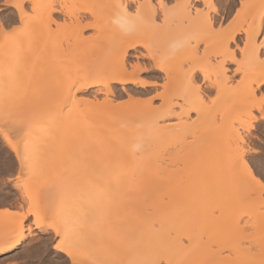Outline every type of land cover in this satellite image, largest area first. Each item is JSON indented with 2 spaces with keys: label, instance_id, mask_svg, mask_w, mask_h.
I'll return each instance as SVG.
<instances>
[{
  "label": "rangeland",
  "instance_id": "rangeland-1",
  "mask_svg": "<svg viewBox=\"0 0 264 264\" xmlns=\"http://www.w3.org/2000/svg\"><path fill=\"white\" fill-rule=\"evenodd\" d=\"M11 2L14 3L15 0ZM49 2L64 6L52 17V20L60 25L59 28L41 24L39 14L35 13L36 15L32 14L28 21L27 33H18L11 38L0 34V60H5L2 59L5 51L18 49L24 59L19 67L25 72L23 77L0 83L1 93H6L8 97V102L3 104V101H0V124L3 126L11 114L14 122L9 127L12 130L18 128L21 123L33 121L41 122L47 128L48 124L44 123L45 113L48 109L63 104L65 82L72 71L83 65L86 59H92L91 57L96 58L92 59V63L97 64L103 61V57L104 61L105 58H110L108 52L107 55L103 54L104 47L107 48L103 45L106 43L102 42L105 38L106 42L109 38L121 39L130 33L136 36L142 34L146 45L130 49L129 64L137 62L151 65L156 63V60L149 55L158 57L161 51L165 50L168 56L162 59L160 64L168 66L169 70L168 74L157 73L154 68L151 76L153 83L147 88L133 85L126 93L123 86L114 85L112 97L109 98L112 99L111 103L105 102L102 89L97 87L87 90L88 94L84 98L90 102L67 118L66 127L53 129L46 137L33 135L25 140L22 132L14 131L20 141L21 150L23 151L25 143L31 150L33 172L25 170V182L33 186L41 208L49 210L50 213L59 212L57 207L70 202L74 198V191L80 192L86 202L92 203V185L94 179L99 177L93 174L94 171L104 172V177L112 172L138 175L136 171L143 170L156 177L185 179V201L179 204L187 206L185 212H177V204L172 203L154 213L155 218L171 215L162 219L161 223L154 221V226L160 229V236L168 238L171 242H168V245L172 248L166 246L172 249L171 252L175 255L169 250L168 252L175 257L179 255L178 258L182 256L201 259L206 264H264V228L254 224V212L257 209L261 213L264 212V200L257 191L255 199L242 206L234 201L239 198L240 191L219 192L215 183L216 178L223 182L228 180L232 176L229 172L233 170L228 163L227 148L221 151L222 147L215 143L214 135L222 130L224 116L240 107H250L251 104L257 103L255 97L246 98L243 95L245 85L237 81L239 87H225L215 104L209 95L210 89L205 90L208 99L203 102L191 98L185 108L198 107V117L193 112L181 115L180 111L174 110L176 115L159 121L155 120V114L150 113L147 105L137 103V98L152 95L157 88L163 94L165 80L168 81V93L181 90L184 73L182 65L188 59L204 54L202 48L197 51V22L185 23L184 14L177 8L168 13L167 20L163 13L158 12L151 18L144 16L142 22H130L129 30H123L113 24L116 9L110 5H148L153 2L158 4L159 0ZM167 2L168 0H165V3ZM173 2L179 5L186 0ZM5 3H9V0H5ZM241 3L245 7L240 9L237 5L241 12L238 25L251 23L254 15L264 7V0H241ZM12 11L9 8L7 14L11 15ZM28 11L31 14L30 7ZM146 11L143 10V13ZM89 24L95 25V28H89ZM167 33L170 34L168 42L161 45L163 35ZM175 41H179L180 45L170 48ZM259 70L256 68L251 73L258 74ZM129 96L132 97L130 101ZM120 99L127 102L121 105ZM174 103L176 109L178 102ZM134 145L137 146L135 150ZM81 195H78V198ZM108 203L109 209L103 219V225L108 232V248L110 245L112 247L99 251L96 255L98 259H107L114 264H124V261L126 264L127 253L123 241L125 226L121 222V216L117 217L113 211V202ZM192 205L194 208L190 209ZM7 208L15 210L11 204H7ZM69 213L67 211L63 214L70 216ZM16 226L17 222L13 216L5 215L4 209L0 208V234L11 232ZM190 233L193 235L190 236L192 239L187 237ZM97 237L94 241H97Z\"/></svg>",
  "mask_w": 264,
  "mask_h": 264
},
{
  "label": "snow or ice",
  "instance_id": "snow-or-ice-1",
  "mask_svg": "<svg viewBox=\"0 0 264 264\" xmlns=\"http://www.w3.org/2000/svg\"><path fill=\"white\" fill-rule=\"evenodd\" d=\"M237 5L240 9L245 7L241 0H186L179 5L173 0L167 3L159 0L158 4L115 3L110 7L117 10L113 24L123 30H129L130 22H142L145 9L150 18L159 12L167 20L168 13L179 8L184 14L185 23L197 22V51L202 48L204 54L188 59L182 65L184 73L181 90L168 93V81L165 80L163 94L157 88L154 94L137 98L138 104L147 105L155 114L156 121L161 120L162 115L173 114L171 104L174 101L178 102L176 110L183 115L182 110L191 98L200 102L207 100L206 89L211 90L209 95L215 104L225 87H239L237 81L245 85L249 97H255L258 101V104L253 103L250 107L236 109L238 116L232 118L225 129L228 163L239 177V200L243 206L255 199L257 190L264 200V39H261L264 37V7L259 13L258 31L255 17L251 23L237 24L241 16ZM63 7L35 3L29 6L20 0L14 3L9 0L6 4L5 0H0V34L11 38L18 33H27L28 21L37 9L50 10L39 17L41 24L59 28L60 25L52 20L50 12L62 10ZM9 8L13 10L11 15L7 14ZM88 27L95 28V25L89 24ZM131 47L133 45H128V48ZM152 59L155 60V56ZM159 67V63L129 64L128 50L125 48L110 69L69 78L62 97L63 106L58 110L48 109L45 113L44 123L48 124L47 128L41 122L33 121L21 123L12 130L9 125L14 120L9 114L4 127L0 129V208L7 211V204L14 207L15 211L10 215L16 220L17 226L11 232L0 234V264H114L113 261L97 258V250L90 242L92 229L86 208L74 216L65 215L62 211L50 213L41 208L33 186L25 182V170L33 172L31 150L27 143L21 150L14 131L22 132L26 140L33 135L41 137L53 129L66 127L67 118L90 102L84 98L88 94L87 90L97 87L102 89L107 102L112 97L111 89L114 85L123 86L126 93L133 85L147 88L153 83V69ZM252 67H259L262 71L251 73ZM131 99L129 96L128 100ZM126 102L125 99L119 100L121 105ZM189 111L198 117V107L193 106ZM136 147L134 145L133 150ZM160 264H163V260Z\"/></svg>",
  "mask_w": 264,
  "mask_h": 264
},
{
  "label": "bare ground",
  "instance_id": "bare-ground-1",
  "mask_svg": "<svg viewBox=\"0 0 264 264\" xmlns=\"http://www.w3.org/2000/svg\"><path fill=\"white\" fill-rule=\"evenodd\" d=\"M20 2L24 4L35 3L38 5L51 4L49 0H20ZM48 11L50 10L49 9H37L36 13H38L39 16H41L45 12H48ZM58 12L60 11L58 10V11L50 12L51 18L53 17L55 13H58ZM260 12L261 11H259L258 13H256V15H254L256 19L255 21H257L256 27L258 31L260 29V15H259ZM181 13H183L182 10H181ZM143 15L146 16L147 11L143 13ZM117 27H120V26H117ZM169 33L163 35L164 37L162 39L164 40L161 42L162 43L161 45H163L164 42L166 43V41L169 39V35H170ZM166 35H168L167 36L168 38L166 37ZM143 37L144 36L142 34H139L138 36H136L134 33H130L121 39H118L116 37L112 39L109 38L110 40H106V42H105L106 38L103 39L104 41L102 42L106 43L103 45H105L107 48L104 47L105 51L104 53L103 52L102 53L107 55L106 52H108L110 54V58L107 60L105 58V61H104V57H103V61L97 64V63H92L93 57L90 56L92 59L90 58L89 60L86 59L87 61L83 65L77 66L72 71V74L68 77V80L69 78L74 79L78 75H84L91 71H98L101 69H110L113 66L114 62L118 58H120V53L125 48H127L128 54H129L130 49H136L137 47L145 46L146 41H144ZM179 38H182V37H179ZM173 39L170 38V40H173ZM175 42L176 43L178 42V43L173 44L172 47L170 48H174V46L177 47L180 45L179 41H175ZM130 44L133 45V47L128 48V45ZM169 51H172V50H169ZM3 54L4 55H2V59H5V60L7 59V60L6 61L0 60V83L2 84L4 82H10L20 77H23V75H25V72L20 69L21 67H19V64L24 59L21 58L22 56L19 54L18 49H10V50L5 51V53ZM149 56L152 58L154 54H150ZM167 56H168V52H166L165 50L161 51V55L158 57H155L156 63L160 64L162 59H166ZM97 61L99 62V60ZM55 62H58V61L56 60ZM59 62H60V59H59ZM160 65L161 67L156 68L157 73L164 72L168 74L169 67L162 65V64ZM256 68L262 70L259 67H252L250 69V72L254 71V69ZM260 70H259V73L261 72ZM0 88H1V85H0ZM111 93L113 94V89H111ZM5 94L6 93L2 94L1 89H0V101H3L2 102L3 104L4 102L8 100V97L6 96L7 94L6 95ZM243 95L246 96V98H250L247 95L246 91L244 92ZM107 102L111 103L112 99L107 100ZM174 104H175L174 102H172L171 104V108L173 110L172 115L174 114L176 115V113L174 112V110H176L174 109V106H175ZM6 105L7 103H5L4 106ZM62 106L63 104H60L59 106L55 107V109L58 110ZM189 108L184 107L183 113L186 115H189L191 112L189 111ZM166 111H167V105L165 107V112ZM167 116L169 115H162L161 119H165ZM236 116H238V112L236 111H232L230 112L229 115L224 116L222 130L218 131L214 135L215 143L218 145V147H222L221 151H225V148H227V138L225 135L224 128L226 129L230 120L232 118H235ZM3 127L4 126L0 124V129H2ZM158 128L159 127L157 126V129ZM49 134L51 133L47 132L44 135L46 137ZM136 173L138 175H128L123 172H112V173H107L106 176L102 177L104 172L94 171L93 174H96L99 177H96L94 179V184L92 185V189H91V191H93L92 203L89 204L88 202H86L84 196L79 194L80 192L77 193L74 191V193L72 194L74 198L67 204L65 203L64 206L63 205L58 206L57 208L59 211H62L63 213L67 211L70 212L71 213V214L69 213L70 216L77 215L78 213H81L80 211L83 212L85 208L87 209L88 222L92 229L90 242L94 246V248L97 250L96 253H100L99 251H103L104 249L108 250L110 247H112L110 245V247L108 248L109 243L106 241L108 232L104 228L103 219L108 213V209H109L108 202H113L112 209L116 213L117 217L120 218L121 216V222L125 226L124 234H123V241L125 245L124 244L123 245L125 246L124 249L126 250V253H127V257L125 259L126 264H160L161 260H163V264H169V261H171V264H206L201 259L196 260V259H193L192 257H182V256H180L182 257V259H180V257L178 258L179 255L175 257L174 256L175 253L171 252L172 249H168L171 247L170 245H168V242L169 244L171 243L169 239L164 236H160V229L154 226L156 222L161 223L162 219L164 220L171 216L170 214H167V215H162L158 218H155L154 213L163 210V208H166L172 203L177 204L176 208L179 209L177 212H180V211L185 212L187 206H179V204H182L185 201V190L187 187L184 182L186 180L166 178V177H156V176L151 175V172H146L143 170L136 171ZM229 174L232 176H230L228 180L226 179V181L224 182L218 181L216 178L215 183H216L217 191L219 192L226 191L227 193H231L233 191L234 192L240 191L238 188L239 177L234 171L229 172ZM257 191L259 192V190ZM78 195H81V197L83 196L84 199L81 198L80 196L78 198ZM68 200H66V202ZM234 201H236L237 203H240L239 198ZM177 202H180V203H177ZM94 205H96L98 209ZM192 208H194L193 205L190 207V209ZM14 211L15 210H11L7 208V211H4V214L7 216L8 215L10 216V213ZM252 213L253 212H251V214ZM254 214H255L254 217L256 216V218L254 219L255 221L254 224L257 226H260L263 229L264 228L263 227L264 226V212L261 213L257 209L254 212ZM154 221L156 222L154 223ZM257 226L255 227L257 228ZM96 236L98 237H97V241L95 240L96 241L95 242L94 238ZM190 236L193 237L192 233H190L189 236L187 234V237H190ZM169 238H171V236ZM105 241L107 242V244ZM166 245H168V248ZM168 250L174 255L169 253ZM124 264H125V261H124Z\"/></svg>",
  "mask_w": 264,
  "mask_h": 264
}]
</instances>
